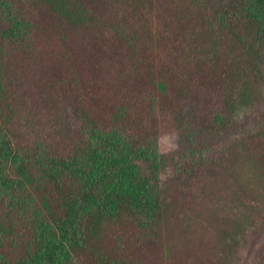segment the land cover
Masks as SVG:
<instances>
[{"label":"trees","instance_id":"obj_1","mask_svg":"<svg viewBox=\"0 0 264 264\" xmlns=\"http://www.w3.org/2000/svg\"><path fill=\"white\" fill-rule=\"evenodd\" d=\"M262 105L264 0H0V264H264Z\"/></svg>","mask_w":264,"mask_h":264},{"label":"rangeland","instance_id":"obj_2","mask_svg":"<svg viewBox=\"0 0 264 264\" xmlns=\"http://www.w3.org/2000/svg\"><path fill=\"white\" fill-rule=\"evenodd\" d=\"M260 107H264V105H262ZM260 107L255 108L249 115L250 119H252L253 117L255 118L253 124H254V126H256L258 128L262 127L264 125V109L257 110ZM254 126H250V127H254ZM177 145H178V143H176V135L174 134V132L170 129V127L167 124L161 125V133H160V138H159L160 153L163 155L172 156V154L174 152H176L178 149ZM168 175H169L168 171H165L162 174V181L163 182H165L167 180Z\"/></svg>","mask_w":264,"mask_h":264}]
</instances>
